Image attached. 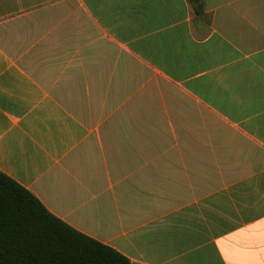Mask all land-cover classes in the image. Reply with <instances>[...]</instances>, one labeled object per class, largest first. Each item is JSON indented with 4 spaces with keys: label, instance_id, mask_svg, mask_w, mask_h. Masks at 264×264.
Returning <instances> with one entry per match:
<instances>
[{
    "label": "crops",
    "instance_id": "0c3cea01",
    "mask_svg": "<svg viewBox=\"0 0 264 264\" xmlns=\"http://www.w3.org/2000/svg\"><path fill=\"white\" fill-rule=\"evenodd\" d=\"M0 172L131 264H264V0H0Z\"/></svg>",
    "mask_w": 264,
    "mask_h": 264
},
{
    "label": "trees",
    "instance_id": "16d2710c",
    "mask_svg": "<svg viewBox=\"0 0 264 264\" xmlns=\"http://www.w3.org/2000/svg\"><path fill=\"white\" fill-rule=\"evenodd\" d=\"M190 1L202 9L203 0ZM0 264L131 262L54 217L32 193L0 172Z\"/></svg>",
    "mask_w": 264,
    "mask_h": 264
}]
</instances>
